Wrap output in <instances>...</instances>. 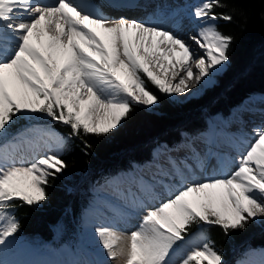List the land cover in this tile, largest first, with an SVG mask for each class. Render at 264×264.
<instances>
[{"label": "snow or ice", "instance_id": "snow-or-ice-1", "mask_svg": "<svg viewBox=\"0 0 264 264\" xmlns=\"http://www.w3.org/2000/svg\"><path fill=\"white\" fill-rule=\"evenodd\" d=\"M224 6L221 0H201L193 14L203 23L190 43L161 24L124 16L113 19L88 11L77 0L52 4L0 0V137L17 116L26 113L44 114L69 125L73 136L81 131L107 135L121 125L134 104L159 103L144 77L165 94H184L190 82L195 87L210 81L229 60L234 40L215 23L233 19L230 13L215 12ZM193 43L203 51L195 59L196 73L190 63L198 55ZM181 71L185 75L173 84ZM45 134L56 149L49 145L48 153L31 160L15 158L18 137L0 144V247L8 245L18 231V221L11 215L13 201L19 198L29 205L42 201L49 178L67 166L61 159L64 138L47 130ZM194 155L197 167H202L199 153ZM192 158H169L171 171L161 169L160 178L151 182L140 178L145 195L130 207L143 209L144 214L130 233H121L112 224L95 228L109 260L172 264L173 255H180V264H222L221 255L203 233L199 240H186L190 226L243 228L247 217L264 213V124L254 130L229 174L188 179L185 170L192 172L188 162ZM173 176L180 178L179 187L164 183ZM158 186L167 191L166 197L157 194ZM116 214L131 213L118 209Z\"/></svg>", "mask_w": 264, "mask_h": 264}, {"label": "trees", "instance_id": "trees-1", "mask_svg": "<svg viewBox=\"0 0 264 264\" xmlns=\"http://www.w3.org/2000/svg\"><path fill=\"white\" fill-rule=\"evenodd\" d=\"M224 7L216 13H230L231 21L218 19L219 29L234 37L229 60L218 82L199 97L176 102L147 81L159 97L155 107L134 104L130 114L107 135H70L69 125L44 114L17 116L8 127L0 144L37 125L51 128L64 138L61 159L66 167L50 177L44 186L45 198L32 205L22 199L13 201L12 213L18 221L16 234L38 246V241L51 247L73 242L84 225L85 207L93 198V189L134 162H144L158 140L178 141L184 131L204 128L210 114L229 112L246 96L264 91V0H221ZM32 126V127H31ZM247 216V214H245ZM202 230L222 257V264H235L252 247L264 246V220L247 217L244 227L225 230L222 225L193 224L189 232ZM188 232V233H189Z\"/></svg>", "mask_w": 264, "mask_h": 264}, {"label": "bare ground", "instance_id": "bare-ground-1", "mask_svg": "<svg viewBox=\"0 0 264 264\" xmlns=\"http://www.w3.org/2000/svg\"><path fill=\"white\" fill-rule=\"evenodd\" d=\"M39 2L43 4H52L55 0H39ZM77 2L88 11H98L113 19L124 16L129 19L148 21L152 24H161L166 29L173 30L182 37L188 39L190 43H192L190 37L196 34L203 23L195 18L193 14L195 8L201 3V0H77ZM155 3H158V5L157 9L154 10ZM193 47L198 53V55L194 57V59H196L199 55L203 54V51L194 43ZM194 59L190 61V63L194 73H196L197 70L195 69ZM152 70L163 75L158 67H153ZM171 71L172 69L170 68V79ZM221 71H223V69ZM221 71L213 74L210 81L205 80L201 85L195 87L191 86L194 81L190 82V87L184 94L173 93V95L175 97H180L182 95L189 96L190 94L200 93L203 89L202 87H207V85L213 83L214 78H216ZM184 75L185 73L181 71L175 79H172V83H178L179 78ZM248 114H250V118H247ZM247 122L253 123L257 128L264 124V92H255L246 96L239 104L235 105L228 114L222 112L210 114L207 120V129L195 134L185 133L178 143L162 141V151H158L157 147L153 153H151L150 158L147 159L148 161L146 163L150 162L148 170H136L135 181L130 179L125 182V184H117L115 189L120 194V198L118 200L106 198L105 200L111 203L105 206L101 202L98 205V209L102 210V213L107 215V221L112 225L119 226L121 233H130L131 227L134 226L138 218L137 213H135L130 206L134 201L143 198L145 195L144 191H142L144 185L141 183L140 178H143V180L147 182H151L153 177L159 179L158 172L161 169L171 171V166L168 163L169 158L179 161L187 157H193L188 161L192 164V172L188 173L187 170H185V176L188 179L203 180L212 176H222L231 173L237 167L240 156L246 151L252 139V136L244 138L239 135L240 132L239 134L236 133L238 129L235 125H244L247 124ZM241 134L245 135L244 132H241ZM181 148H183V151H186V154H180L179 151ZM31 151L36 157L40 155V150L36 146H33V148L31 147L30 152ZM209 152H211L210 156L208 155ZM196 153H199L202 159V167H197L199 161L195 158L194 154ZM174 177L176 178H165L164 183L179 187L180 178L178 176ZM156 192L161 197L167 196V191H165L163 187L158 186ZM118 206L123 207L124 210L120 209ZM118 209L126 213L130 212L131 214L117 215L116 212ZM138 224L139 221L137 222V225ZM126 240L127 237H125V241ZM39 253L40 252H38V254ZM66 254L67 253H64L62 256V258H64L63 261H53L51 264H72V262L66 261ZM24 257L26 259L27 255L25 254ZM255 261L259 264H264V255H258ZM262 261L263 263H260ZM27 262L31 264L32 261H29L28 258L25 264H27Z\"/></svg>", "mask_w": 264, "mask_h": 264}, {"label": "rangeland", "instance_id": "rangeland-1", "mask_svg": "<svg viewBox=\"0 0 264 264\" xmlns=\"http://www.w3.org/2000/svg\"><path fill=\"white\" fill-rule=\"evenodd\" d=\"M16 22L18 23L20 21L17 20ZM226 67H227V62L224 64L222 68L223 71L226 69ZM222 69H220L219 71H221ZM223 71H221V73ZM216 78H214L213 83L207 86H211L216 82H218ZM202 88L203 89L200 91V93L190 94L189 96L182 95L180 97H175L173 94H167V96H169L170 99L176 102H182L184 100H187V98L196 97L198 96V94L200 95L203 92V90L206 88V86H203ZM155 105L153 106L144 105V106L154 107ZM249 115L250 114H248V116ZM33 126L34 127L31 126L32 128L28 129L27 131H22L21 133L18 134L20 136H23V133L27 132L24 137L19 138L18 140L19 148L16 149L14 152V156L17 160L19 159L31 160L33 157H36L35 154L34 155L32 154V151L30 152V148L31 147L33 148V146H36L41 149V150L39 149L40 155L49 152V145L51 146L52 150H55L57 147V145L53 142V140H51L49 136L45 134V130H48L49 132L55 133L57 135L60 134H58L57 132H55V130L51 128L48 129L43 128V130H41L39 129V126L37 125H33ZM157 150L162 151V143L159 144ZM149 164L150 162L145 163L144 165H139V166L135 165V167L130 171H122L117 175H115L112 179L107 181L101 188L94 190L95 195L93 202L85 210V215H84L85 224L81 229H79L76 232L74 236V239L76 240L75 241L76 246L73 244L74 249L76 250L75 253L71 249H52L51 251V249L47 247V244H45V242L42 243L41 241H38L37 243L38 247L36 248L34 246L35 243H33L34 245H32L31 242L27 241L23 236L16 235L15 233L13 237L10 238V243L8 245L0 247V260L6 262V264H22V263L25 264V262L28 261L29 258V261H32L31 264H51L53 261H59V262L63 261L64 259L62 258L63 254L67 253L65 259L66 261L72 262V264H122V258H118L115 261L109 260L105 250L102 248V245L100 244L99 237L95 233L96 227L111 224L109 221H107V215L104 213L106 215L105 216L102 213L103 211L98 209V205L101 202L103 203V205L105 204L109 205L111 202L109 201L107 202V200H105L106 198L107 199L110 198L112 200H118L120 198V197L118 198V195L120 196V194L115 189L117 187V184H125V182L129 181L130 179L134 180L135 171L148 170ZM171 178H176V177L173 176ZM137 210H135V213H137L138 218L135 221L134 226L131 227L130 232L138 226L137 222L144 214L143 209H137ZM257 214L258 215L254 217L255 219L264 220V213H257ZM11 215L14 216L12 214V211H11ZM116 227L119 228L118 225ZM201 233H203L202 230L191 231L188 233L186 240L188 241L199 240ZM205 236L207 237V235ZM185 246L186 245H181V247H185ZM263 248L264 247H253L248 249L246 251V255L243 258L237 260L235 264H256L257 262L255 260L257 259V256L261 254L264 255ZM68 251H69V255H68ZM38 252H40L41 254L40 253L38 254ZM25 254L28 257V258L26 257V259L24 257ZM181 259L182 257L180 255H173L172 264H180ZM260 263H263V261ZM27 264L29 263L27 262Z\"/></svg>", "mask_w": 264, "mask_h": 264}]
</instances>
